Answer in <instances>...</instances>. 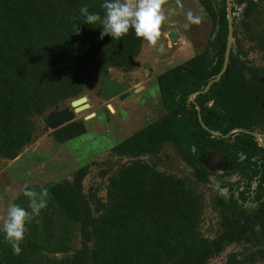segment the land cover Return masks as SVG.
Here are the masks:
<instances>
[{"label": "trees", "instance_id": "16d2710c", "mask_svg": "<svg viewBox=\"0 0 264 264\" xmlns=\"http://www.w3.org/2000/svg\"><path fill=\"white\" fill-rule=\"evenodd\" d=\"M103 2L0 0L1 158L15 159L30 143L36 129L33 115L81 93L76 63L105 75L108 68L133 67L143 43L134 29L120 40L101 39V24L83 22L80 6L86 4L90 12L103 17ZM199 3L212 22L205 49L156 77L164 114L112 151L139 158L158 154L162 146L173 143L199 184H207L210 177L202 157L220 152L229 164L224 176L235 175L251 197L239 192L237 197L231 193L227 199L216 200L222 232L211 239L199 230L203 197L184 179L136 159L110 176L109 202L98 201L95 214L83 192L88 173L83 166L72 181L48 187V205L26 223L19 255L0 231V264H207L233 244H247L254 250L230 253L224 264L264 259V149L247 133L235 132L228 138L210 134L202 128L196 110L199 106L201 120L210 130L226 135L240 128L264 139V64H244L231 49L225 72L212 81L224 59L226 0ZM235 7L241 8L240 22L250 29L255 0H233L232 13ZM235 20L233 16V38ZM76 26L79 33L74 31ZM210 82L205 93L190 101L191 94L205 90ZM83 133L82 122L53 131L62 143ZM248 199L255 205L252 210L243 206ZM25 209L30 211L28 206ZM256 224L259 232L254 231ZM76 233L80 237L77 249L73 246Z\"/></svg>", "mask_w": 264, "mask_h": 264}, {"label": "rangeland", "instance_id": "374dc122", "mask_svg": "<svg viewBox=\"0 0 264 264\" xmlns=\"http://www.w3.org/2000/svg\"><path fill=\"white\" fill-rule=\"evenodd\" d=\"M255 2L257 8L248 20L250 23L248 30L240 22L241 8L235 7L233 16L236 18L234 22L236 35L231 49L242 63L262 67L264 0ZM181 4L182 8L177 5L176 0H168L164 6L168 19L161 28L159 41L164 46L163 53L143 41L132 68L107 69L106 76L110 79L119 83L126 81L129 84L130 89L125 93L105 100L99 74L91 67L76 63L79 79L83 83L81 93L59 101L56 108L51 107L41 114L33 115L31 119L36 129L30 143L23 147L13 160L0 157V217L6 215L7 208L12 204L23 208L28 206L29 201L23 195L26 187L39 192L42 187L48 189L52 184L72 181L76 170L83 166L88 167V173L83 180V192L93 213L97 214V202H109L107 189L110 176L134 160L141 159L167 175L184 179L203 197L199 230L204 237L212 239L222 232L220 218L214 207L216 200L227 199L231 193L235 197L239 192H245L249 197L251 193L246 192L245 183H238L235 175L224 176V173L229 171V164L219 154L220 152L202 157L201 162L210 172V177L207 184H199L193 176L192 169L185 164L179 149L173 143L169 142L162 146L158 154L143 155L139 158L118 156L112 151L116 144L164 114L156 77L201 53L206 47L212 22L199 0H181ZM172 9H175V14H171ZM188 11L201 17V23L185 30V13ZM170 32L177 35L172 41L168 38ZM81 97L86 98L85 104L88 108L74 112L71 102ZM66 108H70L73 114L72 122L83 123L85 133L62 143L53 134L54 130L45 125V120L52 112L63 111ZM259 135L262 138V135ZM230 183L233 190H230L228 185ZM243 206L247 210H252L255 205L248 199ZM73 246L76 249L80 247L79 233H76ZM241 250L249 253L254 249L247 244H233L210 259L207 264H224L230 253ZM71 254L70 252L69 255ZM250 264H264V259L259 258Z\"/></svg>", "mask_w": 264, "mask_h": 264}, {"label": "clouds", "instance_id": "9594fccd", "mask_svg": "<svg viewBox=\"0 0 264 264\" xmlns=\"http://www.w3.org/2000/svg\"><path fill=\"white\" fill-rule=\"evenodd\" d=\"M167 3L168 0H104L101 5L104 10L103 17L99 13L90 12L86 4L80 6L79 12L84 17V23L102 25L101 39L111 36L113 40H120L128 35L130 29H134L137 38L163 53L165 49L159 41L161 28L168 19L164 7ZM176 3L179 7H183L181 0H176ZM170 12L175 14V9ZM185 17V30L190 29L192 25L201 23V17L191 11L186 12ZM74 31L79 33L77 26ZM23 195L29 201L28 209L30 211L12 204L7 208L6 215L0 217V221H2L0 231L5 234L6 242L11 245L13 253L16 255L22 251L20 244L27 231L26 223L39 216L41 210L47 207L49 191L43 187L39 192L26 187ZM260 230V225L256 224L254 231L259 232ZM238 259H242V257H238Z\"/></svg>", "mask_w": 264, "mask_h": 264}, {"label": "water", "instance_id": "95a60500", "mask_svg": "<svg viewBox=\"0 0 264 264\" xmlns=\"http://www.w3.org/2000/svg\"><path fill=\"white\" fill-rule=\"evenodd\" d=\"M232 6H233V0H226V21H227V40H226V46H225V52H224V59L223 64L220 72L216 75V77L212 80L214 82L218 81L222 74L225 72L230 58V52L232 48V42H233V13H232ZM223 17V14L220 15V18ZM177 37V35L174 32H170L168 35V38L170 41L174 40ZM100 78V84L104 90V98L105 100L116 98L117 96L125 93L130 89L129 84L126 81H123L121 83L117 82L116 80L110 79L108 76L104 75L103 73H99ZM211 85V82L207 84L206 89L203 91H198L190 95V101L194 102V98L199 93H205ZM86 103V98L81 97L71 102V108H73L74 112H80L88 108V105ZM197 110V117L198 121L200 122L202 128L209 132L210 134H213L218 137L222 138H228L232 133L238 132V133H247L254 137L256 143L259 147L264 149V139L261 138V136L256 132H250L244 129H234L230 131L226 135H222L218 131L210 130L208 129L201 120L200 115V108L199 106H196ZM73 114L70 110V108H66L63 111L59 112H52L48 118L45 120V125L51 129L56 130L59 129L66 124L72 122ZM221 156L225 157L223 153H219Z\"/></svg>", "mask_w": 264, "mask_h": 264}, {"label": "flooded vegetation", "instance_id": "af4514ba", "mask_svg": "<svg viewBox=\"0 0 264 264\" xmlns=\"http://www.w3.org/2000/svg\"><path fill=\"white\" fill-rule=\"evenodd\" d=\"M73 110V109H72ZM216 153H214V155H215ZM224 159H225V157H224Z\"/></svg>", "mask_w": 264, "mask_h": 264}]
</instances>
